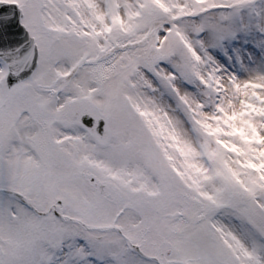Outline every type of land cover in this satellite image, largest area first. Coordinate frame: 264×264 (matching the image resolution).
<instances>
[{"label": "snow or ice", "instance_id": "snow-or-ice-1", "mask_svg": "<svg viewBox=\"0 0 264 264\" xmlns=\"http://www.w3.org/2000/svg\"><path fill=\"white\" fill-rule=\"evenodd\" d=\"M0 264H264V0H0Z\"/></svg>", "mask_w": 264, "mask_h": 264}]
</instances>
